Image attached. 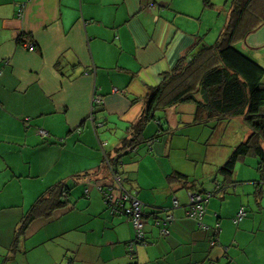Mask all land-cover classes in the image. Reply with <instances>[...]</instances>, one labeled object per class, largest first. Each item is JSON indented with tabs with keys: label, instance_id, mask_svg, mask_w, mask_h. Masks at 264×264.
I'll use <instances>...</instances> for the list:
<instances>
[{
	"label": "crops",
	"instance_id": "obj_1",
	"mask_svg": "<svg viewBox=\"0 0 264 264\" xmlns=\"http://www.w3.org/2000/svg\"><path fill=\"white\" fill-rule=\"evenodd\" d=\"M207 1L0 0V194L11 185L22 192L0 201V264H264L260 159L250 153L229 178L220 173L249 137L247 125L240 135L243 117L198 121L195 104L184 102L144 125L118 169L145 214L146 243L132 257V223L97 189L119 198L105 157L132 139L152 88L181 59L213 45L226 24L238 20L233 47L264 69V0ZM40 129L48 136L36 135ZM56 168L68 169L74 183L65 187V207L33 220L13 252L15 230L34 203L66 185L64 176L53 180ZM188 191L204 199L201 222L187 215ZM241 208L246 215L234 223Z\"/></svg>",
	"mask_w": 264,
	"mask_h": 264
},
{
	"label": "trees",
	"instance_id": "obj_2",
	"mask_svg": "<svg viewBox=\"0 0 264 264\" xmlns=\"http://www.w3.org/2000/svg\"><path fill=\"white\" fill-rule=\"evenodd\" d=\"M203 1L209 5L207 0ZM246 6L247 2L236 4L231 19L234 20L235 15L240 16ZM237 21L226 24L213 45L198 48L189 55L188 60L181 59L170 73L165 74L161 84L152 88L147 94L139 123L132 127V139H123L121 146L116 149L117 155L111 160L114 166L119 169L123 163L122 154L130 153L139 143L138 135L144 125L153 120L156 111L192 102L198 121H225L243 117L251 129L246 141L235 148L220 169L224 177L229 178L236 163L250 153L260 159L261 169H264V84L261 83L264 69L233 47L237 41V30L240 29ZM65 187V184H58L48 189L34 203L15 230L13 252L16 251L18 238L33 220L47 218L55 209L65 207Z\"/></svg>",
	"mask_w": 264,
	"mask_h": 264
},
{
	"label": "built area",
	"instance_id": "obj_3",
	"mask_svg": "<svg viewBox=\"0 0 264 264\" xmlns=\"http://www.w3.org/2000/svg\"><path fill=\"white\" fill-rule=\"evenodd\" d=\"M150 9H154V5H149ZM18 16H22L21 9L19 10ZM25 49L31 51L34 48V45L32 43H25L23 44ZM1 73V71H0ZM100 99L97 98L96 102H98ZM91 120V119H90ZM36 135H39L42 138H45L48 136L47 132L44 130H37ZM112 158L105 157L104 163L107 167L109 173H111L113 178V183L115 186L118 187L120 190V196L116 201H112V196L109 193V190L103 188L102 186H99L97 189L102 194L103 199L106 203V205L111 208L113 212L120 213L124 215L126 218L129 219V221L132 223L133 229H134V238L131 243L128 245L129 249V256L132 257L134 255V248L139 245H143L146 243L145 241V232H144V213H143V204L137 199L136 194H131L129 192L124 191L122 184H121V178L118 175V168L117 166H114V162L111 161ZM188 202H189V211L187 212L188 217H191L192 219L196 220L197 222H201L204 208H203V197L199 194H194L191 192L187 193ZM207 198L210 197V194H207ZM172 206H177V200L173 199ZM246 215V212L243 208H241L236 216L233 219L234 223L240 222ZM173 220L172 216L169 214L166 217H164L161 221V235L166 236L167 226L171 223ZM158 224V223H157ZM218 227V225H216Z\"/></svg>",
	"mask_w": 264,
	"mask_h": 264
},
{
	"label": "rangeland",
	"instance_id": "obj_4",
	"mask_svg": "<svg viewBox=\"0 0 264 264\" xmlns=\"http://www.w3.org/2000/svg\"><path fill=\"white\" fill-rule=\"evenodd\" d=\"M244 125L246 126L245 122H243V120L241 119L240 123L238 124V126H240V135H241V132L243 131L242 129L244 128ZM247 134L250 135L251 131L247 132ZM207 136L208 137L210 136V131H207L206 137ZM225 138L227 139L226 141H229V144H231V141H233L232 137H228L227 135ZM225 148H226V146H225ZM47 158L51 159V156H48ZM47 169H49V168H47ZM53 172H54L52 174L53 180L55 178H56V180H58L59 176H64L63 179H66L65 177H68V176H66L68 173V169H64V170H61L60 172H58V169L56 168L55 170H53ZM66 180H67V182H66L67 188H71L72 186H74V183L72 181L73 180L72 177L68 178ZM52 181L50 183H52ZM50 183L47 184V186H43V189H45L44 187H46V188L50 187V186H48V185H50ZM77 186H80V185H77ZM35 187L36 186H30L29 188L23 189V194H24L25 198L27 199V201H29V199H31L30 196L33 195ZM20 193H22V192H21L19 187H13V185L6 186L5 189L0 194V201H9L11 198H15L16 195H18V197H20Z\"/></svg>",
	"mask_w": 264,
	"mask_h": 264
}]
</instances>
